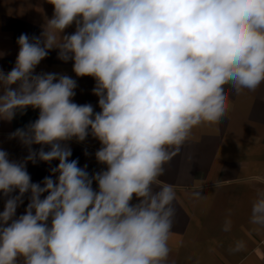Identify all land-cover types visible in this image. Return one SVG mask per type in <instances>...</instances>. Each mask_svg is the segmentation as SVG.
<instances>
[{
  "label": "clouds",
  "instance_id": "clouds-1",
  "mask_svg": "<svg viewBox=\"0 0 264 264\" xmlns=\"http://www.w3.org/2000/svg\"><path fill=\"white\" fill-rule=\"evenodd\" d=\"M46 2L51 18L38 36L21 34L14 66L0 69V121L39 112L9 135L27 148L22 161L0 149V264H168L177 193L159 177L193 128L226 116L225 86L264 84V0ZM52 50L95 80L99 112L74 102L72 77L36 72ZM89 135L105 166L91 174L67 143ZM37 161L58 165L34 183L26 165ZM249 221L264 227V190Z\"/></svg>",
  "mask_w": 264,
  "mask_h": 264
},
{
  "label": "crops",
  "instance_id": "crops-1",
  "mask_svg": "<svg viewBox=\"0 0 264 264\" xmlns=\"http://www.w3.org/2000/svg\"><path fill=\"white\" fill-rule=\"evenodd\" d=\"M52 14L53 6L46 0H0V69L8 72L14 66L19 51L18 37L25 33L38 36ZM74 30L73 25L66 33ZM36 72L72 77L77 81L74 102L90 103L96 112L100 111L98 97L92 93L95 80L77 77L72 62L57 59L56 50L50 51ZM225 92L229 101L226 116L219 122L193 128L189 139L159 177L161 183L173 186L177 193L168 264L197 261L199 264H264V227L249 221L252 201L258 191L264 190V84L254 92L225 86ZM38 114V110L28 108L11 122L0 121V149L7 151L10 159L22 161L28 154L19 140L9 139L10 133L35 121ZM67 143L72 150L70 159H77L78 166L87 165L90 174L104 169L95 159L100 143L91 135L83 142L73 139ZM39 148L40 145H33L34 150ZM57 165L58 161L51 164L37 161L28 162L26 168L32 182L39 183ZM195 192L204 198H195L192 195ZM5 199L0 195V211ZM28 202L26 194L24 203L17 208V216L24 214ZM229 216L232 229L225 232L222 229ZM239 240L245 242L246 248L231 253L229 249ZM18 264H22V259Z\"/></svg>",
  "mask_w": 264,
  "mask_h": 264
}]
</instances>
